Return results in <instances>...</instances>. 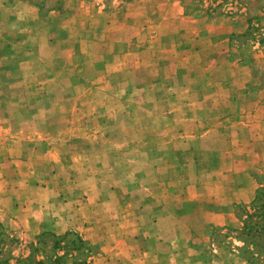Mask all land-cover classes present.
I'll list each match as a JSON object with an SVG mask.
<instances>
[{
  "label": "rangeland",
  "instance_id": "374dc122",
  "mask_svg": "<svg viewBox=\"0 0 264 264\" xmlns=\"http://www.w3.org/2000/svg\"><path fill=\"white\" fill-rule=\"evenodd\" d=\"M263 184L264 0H0V211L45 226L0 220L10 264H264Z\"/></svg>",
  "mask_w": 264,
  "mask_h": 264
},
{
  "label": "crops",
  "instance_id": "0c3cea01",
  "mask_svg": "<svg viewBox=\"0 0 264 264\" xmlns=\"http://www.w3.org/2000/svg\"><path fill=\"white\" fill-rule=\"evenodd\" d=\"M0 220L5 221L8 223V226L14 228L18 223H23L25 229H31L34 230L33 232H37L41 229H44L45 226H43V222H37L33 219V223L31 224L29 222V218L26 217H20V218H14V215L11 217L6 216L0 211ZM213 221L221 223V224H231L233 226L238 227L239 224L237 222V218L232 216L231 214H218L216 216V219H213ZM38 223V224H37ZM33 225L35 227L30 226ZM236 242H240L237 241ZM238 245L240 244H233L232 249L227 248L224 245L221 244H215L213 243L212 246L211 244H206L207 247H209V251L207 253H212V257L208 258L206 255L203 253L205 252L204 249H200L199 246L195 247L191 244H182L180 246L172 245V248L175 249L177 248L178 250H183V251H189L193 252L192 255L196 254V257L193 258H185L183 260H168L162 262V264H250L248 260L243 257L242 255L239 254L238 251ZM191 254V253H190ZM123 264H128L125 260H121ZM159 264V263H158ZM161 264V263H160Z\"/></svg>",
  "mask_w": 264,
  "mask_h": 264
},
{
  "label": "trees",
  "instance_id": "16d2710c",
  "mask_svg": "<svg viewBox=\"0 0 264 264\" xmlns=\"http://www.w3.org/2000/svg\"><path fill=\"white\" fill-rule=\"evenodd\" d=\"M262 200L261 205L264 207V184L258 188L257 194L255 199L253 200V203L258 202L259 200ZM264 213V210L262 211ZM253 215L252 212H247V216ZM264 216V214H263ZM244 227L248 228L247 226V220L244 221ZM264 229V226H263ZM45 234H43L41 237H43ZM41 237L38 239V241L34 244V247L32 249V252L30 255L21 258L25 262H35L36 264H47V261L49 262H58L62 260L63 256L60 254H56L54 257H48L44 256L43 258H36V255L38 254L37 251L40 249V244L42 243L43 239ZM66 239V236H61L60 238H57L54 242L53 248H57L60 246L61 241H64ZM69 242L66 243V245L70 246L71 249L79 250L81 247L85 246L86 250L88 252L91 251L92 246L86 241L83 240L81 237H76L73 240H68ZM18 238L17 236L11 234L10 230H8L1 222H0V264H10L11 258L13 257V244H17ZM6 251V255L2 256L3 253ZM8 252H10V255L8 256Z\"/></svg>",
  "mask_w": 264,
  "mask_h": 264
}]
</instances>
